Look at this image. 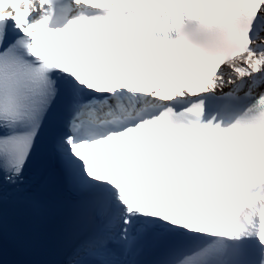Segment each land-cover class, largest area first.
I'll return each instance as SVG.
<instances>
[{
    "label": "snow or ice",
    "instance_id": "1",
    "mask_svg": "<svg viewBox=\"0 0 264 264\" xmlns=\"http://www.w3.org/2000/svg\"><path fill=\"white\" fill-rule=\"evenodd\" d=\"M58 111L55 152L105 218L69 264H137L149 236L171 242L156 264H264V0H0L6 183Z\"/></svg>",
    "mask_w": 264,
    "mask_h": 264
},
{
    "label": "bare ground",
    "instance_id": "2",
    "mask_svg": "<svg viewBox=\"0 0 264 264\" xmlns=\"http://www.w3.org/2000/svg\"><path fill=\"white\" fill-rule=\"evenodd\" d=\"M1 174V172H0ZM17 192L11 194V202L15 203L18 207H20V203L24 201V195L22 194L21 186L16 185L12 186ZM26 218V226H34L35 222L32 217L24 216Z\"/></svg>",
    "mask_w": 264,
    "mask_h": 264
}]
</instances>
